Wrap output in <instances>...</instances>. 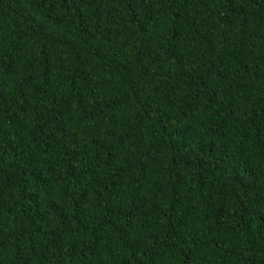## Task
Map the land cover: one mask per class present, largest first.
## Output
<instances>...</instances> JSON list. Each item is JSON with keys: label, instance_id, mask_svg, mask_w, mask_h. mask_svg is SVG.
<instances>
[{"label": "trees", "instance_id": "trees-1", "mask_svg": "<svg viewBox=\"0 0 264 264\" xmlns=\"http://www.w3.org/2000/svg\"><path fill=\"white\" fill-rule=\"evenodd\" d=\"M0 264H264V0H0Z\"/></svg>", "mask_w": 264, "mask_h": 264}]
</instances>
